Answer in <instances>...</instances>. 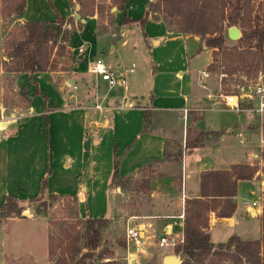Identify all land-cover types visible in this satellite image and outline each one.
<instances>
[{
    "label": "crops",
    "instance_id": "obj_1",
    "mask_svg": "<svg viewBox=\"0 0 264 264\" xmlns=\"http://www.w3.org/2000/svg\"><path fill=\"white\" fill-rule=\"evenodd\" d=\"M44 1L46 0L43 3ZM150 1L152 0L148 4ZM108 2L109 0H95L93 12L82 14L79 12V4L74 0H50V4L53 3L58 8L57 11L54 7L63 18L72 16L74 21L77 17L81 19V25L77 28L69 26L67 21L65 25L69 30L67 46L70 57H75V60L72 62L70 76L53 75L54 70L48 69L16 72L14 75V83L16 87L24 89L22 91L26 99L20 110L9 113L10 117L3 129H0V205L6 196L21 203L41 193L62 194L76 198V210L81 217L112 219L117 209L113 198L115 193L112 191L123 190L122 186L111 189L113 152L116 147L120 156L119 174L122 180L140 174L145 166L152 169L143 174L148 179V189H139L147 195V200L139 206L141 213L129 215L144 216L138 219L128 218L127 222L137 221L142 224L146 243H155L153 236L166 233L183 238L184 217H179L178 214L185 208L187 197L200 194V171L228 168L233 163H251L249 160L253 158L254 151H249V159L244 161L230 159L225 165L214 166L205 165L202 155H193L200 150L214 149L218 142L226 139L235 129L252 134L255 141L258 135V147L264 149V115L253 113L243 101L241 105L244 109L241 111L225 105L221 84L211 76L203 74L204 70L208 71L207 65L213 57L211 50L198 35L173 30L162 18L154 17L151 12L147 14L144 27L137 20L125 21L123 17L126 10L134 12L130 0L124 3L123 8L115 3L111 4L109 10L104 11L105 15H101L97 11V5L107 6ZM39 3L41 5V0H24L22 11L15 19L53 20V8L47 6V9L42 10ZM147 7L148 5L146 11ZM128 17L136 18L132 15ZM77 44L83 47L79 54L76 53ZM150 51L156 53L154 60L158 66L168 62L172 64L174 60L169 58L174 52L182 59L186 57L189 74L184 77L182 70L177 71L178 77L182 79V86L177 97L171 96L170 104L157 103L158 97L153 100L151 89L154 81L145 83L147 74L135 69V56L142 59V62L147 59L151 66L154 65V55L151 56ZM200 53L205 58L203 63L194 60L196 54ZM0 54L1 61V40ZM95 56L104 59L116 72L132 67L131 72H126V85L109 88L105 81L92 75L87 70V64ZM6 72L8 70H4L0 63V98L6 87ZM140 83H144L145 93L138 90ZM72 87L75 91L71 90ZM144 108H150L153 112L171 111L180 133L186 131L190 121L189 110L204 115L208 108L219 111L232 109L245 114L241 117L242 123H239L240 119H233L232 116L225 117L224 121L221 120L215 125L210 123L211 128L207 130H219L220 133L208 134L203 138L202 145L195 146L176 162L165 158L169 139L167 129L148 127L146 131H141ZM199 119L192 121L198 129ZM217 157L224 158L219 155ZM258 170L251 179H260V185H264V171ZM242 180L245 179L240 178L237 181L234 212L225 217L210 214L208 231L210 239L215 243L227 240L232 234L242 238L260 236L262 199H253L256 201L255 205L251 204L253 200H245L244 206L240 208L237 198ZM261 191L264 196V190ZM248 217L253 220L249 222ZM23 220L28 219L16 217L13 221L17 224ZM248 223H251V227H248ZM25 232L30 237V231L25 229ZM40 238L42 253H46V237L44 234L42 236V232ZM161 247L163 251L173 249L171 244ZM127 250L129 254L134 253L130 248ZM3 255L5 256V251L0 249V261L8 264ZM24 255L26 260L20 264L36 263L38 256L35 251L24 252ZM14 256L16 260H20L18 254L12 253V258L9 257L8 261H14Z\"/></svg>",
    "mask_w": 264,
    "mask_h": 264
},
{
    "label": "trees",
    "instance_id": "obj_2",
    "mask_svg": "<svg viewBox=\"0 0 264 264\" xmlns=\"http://www.w3.org/2000/svg\"><path fill=\"white\" fill-rule=\"evenodd\" d=\"M76 1L80 13L93 12L95 4L93 0H88L86 4L82 3V0ZM126 1L113 0L119 8H123ZM156 3L161 5L166 13L160 18L166 21V16L172 17L177 26L174 30L196 34L204 40L206 46L211 48L213 60L207 65L208 70L213 68L215 61L219 59L220 72L224 75H236L234 81L238 83L242 81L238 78L239 71L250 73L254 70L253 76H256L257 71L264 68V0H156ZM23 6L24 0H7L4 12L0 13L1 18L11 13L18 15ZM152 11L155 12L154 9ZM146 12L147 14L151 12L149 4ZM151 14L159 17L152 12ZM72 18V16L63 18L55 11L53 20L19 21L5 34L1 67L9 70L7 63H11L13 72L52 69L54 55L61 53L64 47L62 42L68 39V28L61 25ZM76 19L81 20L80 17ZM137 19L144 26L146 18ZM137 19H130L126 15L124 17L125 21ZM234 23L241 28L238 41L242 44L229 46L225 43L227 36L224 27ZM221 84L223 93H231L232 88L224 76L221 77ZM232 93L241 92L236 90ZM188 114L190 121L184 136V149L187 152L195 146L202 145L203 138L208 134L220 133L219 130H200L192 123L201 118L202 113L189 110ZM149 115L150 108H144L141 131L148 129ZM181 152L182 150L179 149V155ZM113 154L111 183H119L122 177L119 174L120 156L116 148ZM257 170L255 164L233 163L228 168L200 171V194L185 199L183 239L174 246L175 252H181L184 256L181 264H221L223 260L228 261V264H264V207L259 216L260 236L257 238H242L232 234L227 240L215 243L210 239L208 231L211 213L225 217L234 212L238 179H250ZM175 184H177L176 180ZM148 187V179H145L139 189L146 190ZM11 200H13L11 196H6L5 201L0 205V214L5 208L15 206L9 204ZM82 221V230L72 234L68 230L64 232L62 238L69 241V248L65 251L62 247L60 256L53 261L48 260V264H69L68 260L72 259L76 262L86 258L91 259L95 252L96 258L91 259L89 264H123L114 258L105 259L111 256L95 250L101 240L102 231L110 224L109 219L85 216ZM79 239L81 245H78ZM118 243L124 244L121 239ZM47 253L49 255L53 253L49 239ZM75 253H79L77 258H74ZM109 253H112V250Z\"/></svg>",
    "mask_w": 264,
    "mask_h": 264
},
{
    "label": "rangeland",
    "instance_id": "obj_3",
    "mask_svg": "<svg viewBox=\"0 0 264 264\" xmlns=\"http://www.w3.org/2000/svg\"><path fill=\"white\" fill-rule=\"evenodd\" d=\"M40 1V0H39ZM76 1V0H74ZM88 0H82V3L87 2ZM149 0H130L132 3V7L134 8V12L126 10V16H133L137 18L145 17L147 19L146 13V6L148 5ZM7 0H0V13L4 12L5 3ZM77 2V1H76ZM95 3V0H93ZM41 0V5L39 3L40 9L44 10L47 9V6L53 8L54 11H58L56 6L50 4V1ZM46 4V5H45ZM111 4L114 5L113 0H109L107 6L105 4H98V9L100 14H104L106 9L109 10V6ZM91 6V5H90ZM95 4L93 5L94 8ZM56 7V9L54 8ZM87 7V5H86ZM150 10L153 14L162 17L164 16L165 11L162 10L161 5L156 3V0H152L149 2ZM39 9V10H40ZM155 10L153 12L152 10ZM40 10V11H42ZM229 12V11H228ZM17 14L11 13L6 17H2L0 15V40L2 42V52H3V41L5 34L11 28L19 22L15 19ZM43 15V12H42ZM59 15V14H58ZM105 15V14H104ZM55 16V15H54ZM125 17V16H124ZM123 17V19H124ZM145 19V21H146ZM49 21V20H46ZM138 21V19H137ZM69 26L71 27H79L80 21L76 19V21L70 19L67 21ZM67 22H63L62 26H65ZM166 24L171 29H177V26L174 23V20L170 16H166ZM145 24V23H144ZM240 29L241 35V28L237 23H234ZM144 27V26H143ZM227 26L224 27V31L226 33V45H234V44H242L238 41V38L233 39L230 38L227 34ZM144 29V28H143ZM69 31V30H68ZM202 40V39H200ZM64 47L60 54L54 55V62L52 69L54 70L53 75L55 74H63L64 76L71 75V66L72 62L75 60V57H70L69 48L67 46V41L62 42ZM204 43V40H203ZM205 44V43H204ZM208 47V46H207ZM211 50L210 47H208ZM198 53V52H197ZM1 55V54H0ZM150 55H154L152 57V63L154 65L151 66L150 62L147 59L139 60L138 56H135V69L137 72H142L145 76V83H151L152 80L154 81V87L151 89L153 92V100L157 98V103L161 105H167L170 102L171 96H178L180 86H182V79L178 77L177 71L182 70L184 73V77L189 74V67L186 60V57H179L177 52H174V55L169 58V60H174L172 64L163 63L162 66H158L154 59H156V53L150 51ZM161 55V52H160ZM195 55V53H194ZM193 55V56H194ZM203 54H196L194 60L201 61L203 63L205 60ZM213 60V58H212ZM218 61H215L213 68L208 70V75L211 76L213 79H216L221 84V77H225L229 86H231L232 90L230 91L235 92L239 90L241 93H245L249 90V87L256 84L257 82H264V68H260L257 71V75L253 76L254 70H251L250 73H246L245 71H239L238 78H241L242 81H238L236 83L235 78L236 75H224L220 72V68L218 66ZM9 65L11 67H9ZM9 68L8 72H6L4 77V82L6 87L4 88L3 92L1 93V104L4 106L6 113H11L15 110H20L21 107L24 105L26 96L23 93V88L16 87L14 83V75L16 72H13L12 68L13 65L11 63H7ZM60 70H63V72ZM57 72V73H56ZM92 76V75H91ZM147 77V78H146ZM92 78V77H91ZM20 81V80H19ZM18 81V82H19ZM71 84L72 82H68ZM67 84V82H66ZM144 83H140L138 90L145 93L143 89ZM222 86V84H221ZM72 91L75 89L72 87ZM220 90L223 93L222 87ZM77 91V90H76ZM245 95V94H244ZM146 97V96H145ZM145 99V98H144ZM142 99V101L144 100ZM245 106L250 105L251 102L248 101L247 97L243 99ZM244 106V107H245ZM239 114V116H238ZM245 113L236 112L232 109L230 111H219L217 109H206L204 111V115L199 119V128L200 129H210V123H220L221 120L224 121L225 117L232 116L233 119H240L239 123H242V116ZM173 113L170 112H153L150 109L149 115V122L147 126L151 129H158L162 130L165 128L167 129V133L169 135V139L167 140V147H166V154L165 158H168L171 161L178 162L181 160L183 155L187 153L184 149V130L180 133L178 125L174 120ZM244 119V118H243ZM158 120V121H157ZM160 121V122H159ZM159 122V123H156ZM212 127L216 128L213 124ZM166 126V127H165ZM227 130L226 127H224ZM240 129V128H238ZM164 130V129H163ZM243 130H234V132H230L229 136L226 139H222L220 142L217 143L216 147L211 150L205 149L200 150L193 156L202 155V159L205 165L214 166L216 164L225 165L227 161L233 159L234 161H244L249 159V151L253 150V158H250V164H255L260 171H264V149L259 148L258 145V135L257 140L253 139L252 134L243 133ZM236 135V136H235ZM249 138V139H247ZM247 139V140H246ZM116 148V147H115ZM117 149V148H116ZM181 149V155H179L178 150ZM189 152V151H188ZM217 155L224 158H218ZM233 155L235 158H231ZM248 157V158H247ZM175 163V162H174ZM177 164V163H175ZM166 169V168H165ZM152 169L146 168V166L142 169V174H138L133 178L125 179L120 181L119 183L113 182L111 183V189L114 186H122V191H112L115 193L113 196L115 207L117 208L115 214L112 219H109V225L106 227L104 231L101 233V240L97 243L95 248L98 252H105L106 255H110L111 257L107 258H114L117 261L123 264H161L162 258L167 253H172L180 256L181 261L183 260L184 256L181 252H175L174 246L171 251H163L162 247L159 246L156 242H147L146 243V250H139L137 251L135 246L131 244L129 246L130 250L134 251V253H130L127 250V244L124 234V227L129 218V215L132 213H141L139 206L142 204L143 201L147 200V195L139 191V188L142 186V181L145 180L143 174L148 173ZM259 172V170H258ZM260 174V173H259ZM176 180V179H175ZM190 179H188L189 181ZM181 182V180H180ZM142 190V189H141ZM264 190V185H260V179H245L242 180L238 187V205L240 208L244 206L243 202L248 200L251 202L255 198H260L261 206L264 207V196H262V191ZM262 196V197H261ZM76 198L70 195H62V194H53V193H41L26 202H17L16 200H11L9 204H15L12 208H5L2 213L0 214V249L5 251V256L3 255V259H6L8 264H12L11 261H8L9 257H11L12 253L18 254L20 256V260H16L15 256L14 263L20 264L21 262L26 260L24 252L35 251L37 254V261L34 264H48V260H55L57 256L61 254V248L66 251L69 248V241H67L64 236V232L68 230L71 234L77 230H82L84 217L78 215L76 210ZM259 199V200H260ZM247 201V202H248ZM26 210L27 213H23ZM262 211V210H261ZM26 218L28 220H23L18 222L17 224L13 221L14 218ZM249 222L253 219L252 217H248ZM253 226V225H252ZM248 227H251V223H248ZM217 228V227H216ZM26 230H29L30 237L26 234ZM221 229V228H220ZM37 232H39L37 234ZM40 232H42L46 237V253H42V239L40 238ZM38 235V236H37ZM157 236H153L154 240H156ZM51 244V248L53 253L49 255L47 253V243ZM121 239L124 244H119L118 240ZM62 244H59V243ZM60 245V246H59ZM78 245H81V239L78 240ZM112 250V253L109 251ZM11 254L10 256H8ZM79 253H75L74 258H77ZM42 256V258H41ZM2 257V256H0ZM12 258V257H11ZM96 258V252L92 256L91 259ZM25 259V260H24ZM91 259H82L78 262L72 260H68L69 264H89ZM195 262V261H194ZM13 263V264H14ZM196 263V262H195ZM0 264H3L0 261ZM221 264H228V261L223 260Z\"/></svg>",
    "mask_w": 264,
    "mask_h": 264
},
{
    "label": "built area",
    "instance_id": "obj_4",
    "mask_svg": "<svg viewBox=\"0 0 264 264\" xmlns=\"http://www.w3.org/2000/svg\"><path fill=\"white\" fill-rule=\"evenodd\" d=\"M82 51V45L77 44L76 53L79 54ZM87 70L96 78L105 81L109 88H112L118 85H126V72H131L133 68L128 67L122 72H116L106 64L104 59H102L100 56H95L88 61ZM203 74L208 75V71L204 70ZM244 94L222 93V96L224 98L225 105L228 107H233L237 111H241L244 109L243 105H241V101H243L242 99H245L246 96L248 101H252L249 106H246L247 109H249L253 113L258 114L259 116L264 115V82H257L256 84L250 86L249 90ZM233 98L235 100H233ZM8 117H10V114L6 113L3 105H0V129H3V126L6 123ZM251 204L255 205L256 201L253 200ZM143 216L144 215L133 214L129 217V219H138ZM178 216L184 217V209H182ZM124 234L127 248H129V246L133 244L137 251L145 249L146 234L142 224L138 223L137 221H128L124 227ZM182 239V237L177 238L176 234L173 235L170 233H166L157 236L155 242L159 246H165L168 244L175 245L176 243L182 241Z\"/></svg>",
    "mask_w": 264,
    "mask_h": 264
},
{
    "label": "water",
    "instance_id": "obj_5",
    "mask_svg": "<svg viewBox=\"0 0 264 264\" xmlns=\"http://www.w3.org/2000/svg\"><path fill=\"white\" fill-rule=\"evenodd\" d=\"M78 16V14H76ZM227 34L230 38L236 39L240 36V29L237 25L232 24L227 28ZM23 213H27L26 210ZM161 264H181V259L179 255L167 253L162 258Z\"/></svg>",
    "mask_w": 264,
    "mask_h": 264
}]
</instances>
